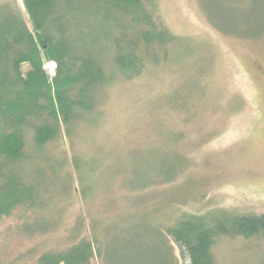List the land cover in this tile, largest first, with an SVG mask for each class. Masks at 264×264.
<instances>
[{"label":"rangeland","instance_id":"1","mask_svg":"<svg viewBox=\"0 0 264 264\" xmlns=\"http://www.w3.org/2000/svg\"><path fill=\"white\" fill-rule=\"evenodd\" d=\"M143 5L174 40L149 47L138 40L148 26L124 16L117 34L152 53L137 76L117 71L116 42L104 36L113 19L95 4L81 13L100 36L77 48L97 53L107 82L68 133L63 124L37 148L26 131L17 167L40 201L0 218V264H40L84 239L97 251L90 264H169L166 248L171 264H190L167 234L181 219L264 213V0ZM14 7L26 13L23 0H0ZM44 66L55 75V61ZM212 253L215 264H264V236L221 235Z\"/></svg>","mask_w":264,"mask_h":264},{"label":"trees","instance_id":"2","mask_svg":"<svg viewBox=\"0 0 264 264\" xmlns=\"http://www.w3.org/2000/svg\"><path fill=\"white\" fill-rule=\"evenodd\" d=\"M23 1L26 13L18 7L0 10V218L9 216L21 204L34 206L40 201L38 188L22 178L17 167L27 158L26 131L32 130L37 148L58 139L63 124L68 133L80 112L95 109L93 95L107 82L97 53L77 48L98 44L100 36L94 31V23L81 13L90 12L95 4L97 14L113 19L116 27L104 36L116 42L113 61L122 74L137 76L145 61L152 60V53L139 54L138 40L149 47L157 41L166 44L174 40L166 30L156 28L154 19L145 13L144 0ZM103 4L107 12L102 11ZM112 9L119 15L110 17L107 13ZM124 16L148 26L141 28L138 40H127L125 33L117 34L126 29ZM47 59L57 64L53 76L44 66ZM26 63L30 68L25 70ZM200 216L187 215L167 230L190 264H215L212 249L221 235L264 236V213ZM26 228L31 230L32 226ZM172 251L166 248L163 256L169 264ZM95 254L94 241L84 239L65 251L45 253L39 262L90 264Z\"/></svg>","mask_w":264,"mask_h":264}]
</instances>
